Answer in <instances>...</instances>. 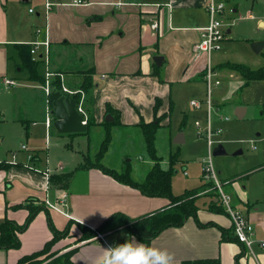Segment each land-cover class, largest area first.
I'll return each mask as SVG.
<instances>
[{
  "label": "crops",
  "instance_id": "0c3cea01",
  "mask_svg": "<svg viewBox=\"0 0 264 264\" xmlns=\"http://www.w3.org/2000/svg\"><path fill=\"white\" fill-rule=\"evenodd\" d=\"M75 1L55 0L57 5L37 21L43 30L36 34L27 25L25 30L15 31L14 21L18 20L21 10L18 0H0V93L5 90L9 96L10 90L13 91L11 107L0 101V124L7 123L11 111L12 123L19 127L15 129L16 149L9 147L11 161L0 158V165L6 166L0 167V223L8 217L22 225L28 211H16L12 207L25 205L30 199L42 204L45 201L56 204L66 193L63 212L45 205L57 230L63 231L70 221L74 222L70 237L60 241L53 251L60 256L74 250L75 264H99L107 246L100 240H94L95 237L82 241L80 226L95 231L116 213L136 219L165 209L170 202L164 198L147 197L138 189L121 184L98 169H80L86 161L92 162L89 157H85L83 162L73 153L51 160L47 155L44 161L43 154L40 155L42 150L22 152L28 150L22 136H28L31 126L34 127V134L41 133L43 129L49 145L52 132L46 127L45 119L48 109L53 107L40 88L45 84L27 81L25 73L16 69L14 46L39 42L41 45L37 52L41 58L48 48L49 69L53 74L62 75L67 87L72 83L75 87L79 86L84 72L88 71L89 76V72L93 71L95 88L89 91L88 111L94 125L103 130L104 137L107 107L120 113V124L111 127L114 138L116 129H137L142 121L152 122L157 100L161 101L158 117L168 113L171 103L174 109L178 101L175 85L183 88L191 81L205 82L203 60L194 61L193 51L201 38L199 30L209 24L207 7L210 0H80L82 4L74 5ZM20 2L32 3L33 0ZM9 3L15 8L9 9ZM242 4H248V18L264 27V0H226V10L229 7L235 15ZM35 6L40 8L43 5ZM28 11L29 14L36 12L32 8ZM155 22L159 24L158 30H152ZM229 31L231 34V27L226 30V37L230 35ZM46 42L49 46L42 44ZM263 51L264 48L257 55ZM155 57L163 58L160 67L155 64ZM226 63L229 62H221L216 67ZM5 80L14 81L15 85L7 86ZM242 109L245 110V117L247 110ZM168 121V118L165 119L162 126ZM3 141H0V146ZM23 146L27 149L24 150ZM74 170L76 172L67 187H49L50 177ZM235 180L231 187H238L236 190L241 197L231 199L244 206V212L232 207L255 227L253 254L246 248L244 256L238 259L239 264H264V249L260 245V241H264V200L256 199L251 203ZM215 193L217 197H202L205 198L204 209L201 210L198 205V219L202 224L214 223L224 229H232L227 213L224 217V213L213 211V203L222 205L219 193ZM7 207L10 209L7 210ZM103 234L113 246L128 241L143 243L128 232L124 223H118ZM52 237L46 212L42 211L29 229L20 235L22 247L19 250L0 249V264H17L24 256L42 250ZM221 238L217 227L200 228L195 219L190 218L181 228L165 230L148 246L168 251L174 257V264L207 259H219L222 264H237V257L244 252L243 246L221 243Z\"/></svg>",
  "mask_w": 264,
  "mask_h": 264
},
{
  "label": "rangeland",
  "instance_id": "374dc122",
  "mask_svg": "<svg viewBox=\"0 0 264 264\" xmlns=\"http://www.w3.org/2000/svg\"><path fill=\"white\" fill-rule=\"evenodd\" d=\"M20 1L18 0L21 9L19 17L18 20H15L16 22L14 21L15 31L25 30L24 26L27 25L31 32L34 29L37 34L43 30L37 21L48 11L46 1L45 3H43L44 0H33L32 3ZM41 3L43 6L36 8L35 5ZM82 3L77 0L74 5ZM247 6L248 4H242L239 12L235 15L230 12L228 7L222 16L226 27H231L232 33L227 35L225 41L212 54L211 58L212 67L217 74L215 78L219 79L221 84L219 86L214 84L210 92L207 84L200 81H191L183 88L178 85L174 87L178 101L168 118L169 121L159 129L156 150L160 157V165L165 170L169 169L171 158L177 156L178 162L174 166L172 179L175 196L182 195L186 190L200 188L204 184H214V186H206V194L219 193L217 184L214 182L207 183L203 174L207 161L212 157L214 173H216L218 182L225 194L233 198L241 197L238 196L239 193L236 190L238 187H231L237 179L240 190L247 194L251 203L255 202L256 199L264 200V81L253 82L245 86L236 72L216 67L221 62L244 63L254 69L264 66V51L257 55L252 50V44L256 40H264V27L259 26L258 21H252L248 18ZM12 7L13 4L9 3L8 8L11 9ZM31 8L36 11L34 14H29L28 10ZM37 13L42 16L38 17ZM43 55L45 85L48 84L50 89L54 91L51 86L60 75L53 74V71L49 69V49ZM202 72L205 78V70L203 69ZM61 76V87H66L74 93L77 92V97L85 96L86 103H88L89 93L81 87L88 79V71L84 72L82 81L77 87L74 86L75 83L67 87ZM242 82L243 85H241ZM40 88L45 92L43 87ZM9 94L7 96L6 91L3 90L0 93V101L9 104L11 107L13 91L10 90ZM207 98H211L213 104V117L210 124L211 135L207 132L210 121ZM192 101L204 102V105L200 109H196L191 106ZM238 108L247 110L243 119L236 116ZM197 122L200 125L199 128L196 125ZM17 126L12 123V112L10 111L7 123L0 124V141L2 142L4 139L0 146V158L2 160L5 158V161H11L12 152L9 147L12 146L14 147L13 150L16 149L14 137L16 135L15 129L19 128ZM33 129L32 126L29 128L27 137L24 138L21 135L23 144L28 147L27 151L22 152L32 153L42 150L40 155L43 154L44 161L47 159V155L51 160L57 157L70 156L73 153L77 155L79 161L84 162L85 157H89L94 162L104 139L103 130L95 125L91 126L88 134L69 135L58 133L53 126L50 143L47 146L48 139L43 129L38 134H34ZM180 133L184 134L185 143L175 144L174 140ZM218 147H223L226 155L214 156V151ZM239 152L242 153L239 154ZM236 153L238 155H235ZM103 164L121 172L130 167L134 179L141 181L149 169L155 165V162L150 159L146 151L142 130L133 128L115 130L113 141L103 159ZM68 167L69 169L73 168V166ZM208 186L212 188L209 189ZM204 201L205 198H202L197 203L201 210L204 209ZM232 205L244 212V206H240L236 199ZM225 213L222 214L224 217L226 216ZM109 241L107 240V243L111 245L112 241L110 239Z\"/></svg>",
  "mask_w": 264,
  "mask_h": 264
},
{
  "label": "trees",
  "instance_id": "16d2710c",
  "mask_svg": "<svg viewBox=\"0 0 264 264\" xmlns=\"http://www.w3.org/2000/svg\"><path fill=\"white\" fill-rule=\"evenodd\" d=\"M15 56L14 62L16 69L20 72L25 73L27 81L32 83L44 85L46 82V76L43 73L44 60L41 57L34 58L32 55L33 45L32 44H17L14 46ZM10 59V57H9ZM221 69H229L241 76L244 81V85L248 86L253 82L264 81V66L259 69H252L246 64H237V63H226L220 66ZM93 71L89 72L87 81L81 86L82 89H85L87 93L90 90L95 88L93 82ZM57 81L53 84V89L58 92H62L61 79L57 78ZM86 100V98H85ZM87 101V100H86ZM86 103V102H85ZM52 106V102H50ZM87 104L85 108L88 111ZM161 106V101L157 100L154 108L155 119L152 122L146 123L144 121L140 124V129L142 130L145 148L152 161L155 162V165L148 171L144 179L138 181L133 178L131 168H127L124 172L117 171L116 169L109 168L103 164V159L109 151L110 145L113 141V135L111 127L120 124V113L113 110L111 107H107V115L113 118V122L103 123L105 128V137L101 143V148L97 154L96 160L94 162H85L83 166H80V169H98L105 175H108L114 178L116 181L121 184L131 186L135 189H138L143 195L150 198H164L169 200L170 204L167 208L162 209L153 214H149L144 217L131 219L128 216L122 213L114 214L110 219H108L102 226L97 230L91 231L87 228L80 226L83 237L82 241L85 238L96 237L97 233H104L112 227H115L114 224L116 221L118 223L126 224V229L128 232L134 236L138 241L149 245L150 242L156 239L162 232L170 228H181L186 224V222L193 218L197 222V225L200 228H210L217 227L221 234V243H237L244 248V252L237 257L236 263L239 264V257H243L246 251L244 244L240 243L235 234L234 229H224L219 227L214 223L202 224L198 219V200L205 196H216V193L206 194V186H214V184H204L200 188L186 190L182 195L175 196L173 194L172 179L175 169V164H177V156L172 157L170 160L169 169L165 170L160 165V157L157 155L156 150V140L159 129L162 127V122L164 119L169 118L173 112V103H171L168 113L163 117H158V111ZM53 107V106H52ZM89 113V111H88ZM88 125L87 132H90V128L94 125L93 119L88 115ZM184 128V127H183ZM2 168H6L4 165H0ZM8 167V166H7ZM129 169V170H128ZM76 170L66 172L64 175H54L50 177L49 187H67ZM208 186V187H209ZM212 187H209V189ZM213 211L218 213H224L225 208L222 205L212 204ZM10 208L7 207V210ZM13 210L25 209L28 211V216L24 224L19 225L16 222L10 220L6 217L0 223V249L5 251L10 250H19L22 247V242L20 235L25 233L36 217L42 212H46L48 227L52 233V239L44 246V248L38 252H35L31 255L24 256L21 258L17 264H75L73 262V256L75 251H70L63 255H58V252H54L53 248L62 240L69 238L71 233V228L74 225L73 221H70L67 227L63 230H57L52 222L51 217L49 216V211L45 204L38 202L37 200L30 199L25 205L12 207ZM86 232L88 235L86 236ZM44 258V260H41ZM51 260L50 262H48ZM48 262V263H47ZM183 264H222L219 259H207V260H196L188 261Z\"/></svg>",
  "mask_w": 264,
  "mask_h": 264
},
{
  "label": "built area",
  "instance_id": "2783aa9c",
  "mask_svg": "<svg viewBox=\"0 0 264 264\" xmlns=\"http://www.w3.org/2000/svg\"><path fill=\"white\" fill-rule=\"evenodd\" d=\"M80 3V2H79ZM55 0H46V7L48 12H50L54 6H56ZM208 13H209V24L206 27H203L199 30L200 32V40L199 42L194 46V51H193V60L198 61V60H203L204 63V70H205V78L204 81L208 86V90L210 92L211 87L215 84L219 86L221 84V81L219 79H216L217 77L216 72H214L213 65L211 64V58L212 54L217 51L220 47V45L225 41L226 39V30L228 29L222 19L223 14L226 11V0H210V3L207 7ZM33 13V11H30ZM153 30H158L159 24L154 23L152 25ZM45 46H49L48 42L42 43ZM41 45L39 42L33 44V50H32V55L34 58H38V52H37V47ZM48 50V48H47ZM5 84L7 86H14L15 82L12 80H5ZM53 87V86H51ZM45 89V93L48 98V103L50 104V95L52 94L53 90L50 89V86L47 84V86H43ZM62 93L65 96H68L71 99H75L77 102L76 108L79 114L82 116L83 121L82 124L87 126L88 125V113L85 108V96L82 97H77V92L74 93L73 91L67 89L66 87L62 88ZM206 103L208 104V109H209V128L207 129V132L211 135L212 134V129L210 127L211 124V119L213 117V104L211 101V98H207ZM204 102L200 101H192L191 106L200 109L203 107ZM53 110V108H51ZM48 109L47 111V116L45 119V125L48 129L52 128L54 126L53 120L55 122V118L52 115V110ZM197 127L199 128L200 125L197 122L196 123ZM24 150H26V146L22 147ZM213 161L212 157L209 158L207 161V164L205 168L203 169V174L205 181L207 183L209 182H214L217 184V190L219 191V195L222 201L223 207H225L226 213L229 215L231 218L232 226L234 229V234L237 238V240L244 244V246L253 254L252 252V246L254 244L253 237L255 236V227L254 225L242 215L241 212L236 211L232 207V199L230 196L224 193L222 186L219 184V180L217 179L216 173H214L213 170ZM67 199V194H63L59 202L56 204H51L49 201H45V205L52 210L58 211V212H63V207L65 206ZM94 240H100L102 243H104L107 247L110 245L107 243L105 235L103 233H97L96 237ZM261 247L264 249V241H260Z\"/></svg>",
  "mask_w": 264,
  "mask_h": 264
},
{
  "label": "water",
  "instance_id": "95a60500",
  "mask_svg": "<svg viewBox=\"0 0 264 264\" xmlns=\"http://www.w3.org/2000/svg\"><path fill=\"white\" fill-rule=\"evenodd\" d=\"M26 1V0H23ZM230 34V31L228 32ZM264 48V42H255L252 44V49L256 54H259ZM154 62L157 66H161L163 62L162 57H155ZM50 101L52 102L53 110L52 115L55 118L54 128L60 134H81L87 132V126L82 124L83 118L77 111V102L75 99H71L65 96L62 92L53 91L50 95ZM245 110L240 108L236 112V116L239 119L244 118ZM113 118L108 116L106 122H112ZM175 144L185 143L184 134L181 133L174 140ZM242 152H239L241 154ZM226 155V151L223 147H218L214 151V156ZM235 155H238L237 153Z\"/></svg>",
  "mask_w": 264,
  "mask_h": 264
},
{
  "label": "clouds",
  "instance_id": "9594fccd",
  "mask_svg": "<svg viewBox=\"0 0 264 264\" xmlns=\"http://www.w3.org/2000/svg\"><path fill=\"white\" fill-rule=\"evenodd\" d=\"M99 264H174V257L166 250L128 241L104 248Z\"/></svg>",
  "mask_w": 264,
  "mask_h": 264
}]
</instances>
